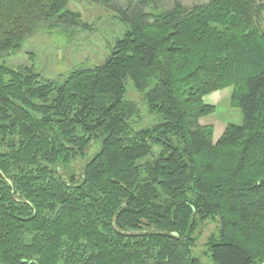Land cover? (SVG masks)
Segmentation results:
<instances>
[{"label":"trees","instance_id":"1","mask_svg":"<svg viewBox=\"0 0 264 264\" xmlns=\"http://www.w3.org/2000/svg\"><path fill=\"white\" fill-rule=\"evenodd\" d=\"M69 1L0 0V264H203L209 220L211 264H264V4L96 0L125 29L102 64L55 81L2 61L78 24ZM226 87L241 123L214 140L205 96Z\"/></svg>","mask_w":264,"mask_h":264},{"label":"rangeland","instance_id":"2","mask_svg":"<svg viewBox=\"0 0 264 264\" xmlns=\"http://www.w3.org/2000/svg\"><path fill=\"white\" fill-rule=\"evenodd\" d=\"M120 1L122 0H109L108 5L117 6ZM175 1L190 8L195 4H205L209 0H165L163 4L172 5ZM259 1L264 4V0ZM67 7L78 12V24L69 26L55 20L48 21L27 37L19 49L4 56L2 61L11 68L33 66L34 72L42 78L55 81L61 80L73 69L102 64L108 58L111 47L123 37L124 25L111 9L96 0H70ZM259 27L264 29V11ZM231 93L232 87H226L205 96L207 101L215 102V111L203 117L200 122L212 124L216 130L215 135L228 123H241L240 110L231 105ZM127 98L139 108L140 126L153 123L154 116L148 113L141 94L131 85L128 86ZM97 147L94 145L87 153ZM81 163L80 158L74 160L70 163L68 171L77 173ZM68 171H63L62 175L66 176ZM217 228L218 222L206 221L197 238L193 253L203 264H211L206 254L205 242Z\"/></svg>","mask_w":264,"mask_h":264},{"label":"crops","instance_id":"3","mask_svg":"<svg viewBox=\"0 0 264 264\" xmlns=\"http://www.w3.org/2000/svg\"><path fill=\"white\" fill-rule=\"evenodd\" d=\"M225 127H226V126H225ZM225 127H223V128L218 132V134H216V135H215L216 130H215V128H214V132H213V139H214V140H217V139L220 137V135L222 134V132H223V130H224Z\"/></svg>","mask_w":264,"mask_h":264}]
</instances>
